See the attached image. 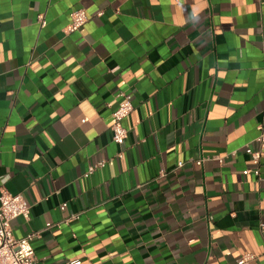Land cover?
<instances>
[{"label": "crops", "instance_id": "0c3cea01", "mask_svg": "<svg viewBox=\"0 0 264 264\" xmlns=\"http://www.w3.org/2000/svg\"><path fill=\"white\" fill-rule=\"evenodd\" d=\"M263 129L264 0H0V193L35 264H264Z\"/></svg>", "mask_w": 264, "mask_h": 264}, {"label": "built area", "instance_id": "2783aa9c", "mask_svg": "<svg viewBox=\"0 0 264 264\" xmlns=\"http://www.w3.org/2000/svg\"><path fill=\"white\" fill-rule=\"evenodd\" d=\"M42 26H46L47 22L43 17H40ZM88 21L87 13L84 9H77L71 14V23L67 28V32L73 33L79 31ZM122 101L118 108L113 113V140L122 145L128 138V129L124 125V120L132 113L134 106L131 95L120 94ZM260 144L259 149L254 150L249 148V154L253 163L260 165L264 151V129L257 138ZM201 164V160L198 162ZM106 161L102 160L88 167L86 176L93 174L96 169L104 167ZM180 166L183 163H179ZM259 174V170H256ZM17 218H23L29 221L31 218V206L22 194H14L3 188L0 193V264H35L36 252L33 246V241L37 237L35 233H29L24 237H17L12 227V221ZM254 258L252 254L243 256L238 264H250Z\"/></svg>", "mask_w": 264, "mask_h": 264}]
</instances>
